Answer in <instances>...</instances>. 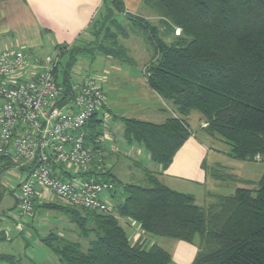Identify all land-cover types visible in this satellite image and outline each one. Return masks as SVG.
Returning <instances> with one entry per match:
<instances>
[{"label": "trees", "instance_id": "1", "mask_svg": "<svg viewBox=\"0 0 264 264\" xmlns=\"http://www.w3.org/2000/svg\"><path fill=\"white\" fill-rule=\"evenodd\" d=\"M105 1L103 22L108 19L118 32L106 26L111 41L99 39L100 51L124 59L118 37H127L128 28L143 32L153 50L146 84L178 115L162 124L123 119L127 141L141 144L151 161L166 169L190 137L186 118L195 111L206 122V133L224 140L237 159L253 161L259 155L264 161V0H144L161 17L162 31L137 16H124L122 0ZM175 28L181 35L167 43L161 32L168 38ZM62 84L70 95L66 81ZM97 117L98 112L84 127L94 151L99 149ZM144 175V185H122L106 170L95 173V179L113 184L112 196L119 190L112 213L46 205L67 212L78 235L74 241L50 233L42 241L59 264H173L162 248L132 243L119 218L135 222L147 235L188 244L197 237L191 264H264V176L255 190L238 188L200 206L191 194L166 187L146 170Z\"/></svg>", "mask_w": 264, "mask_h": 264}, {"label": "crops", "instance_id": "2", "mask_svg": "<svg viewBox=\"0 0 264 264\" xmlns=\"http://www.w3.org/2000/svg\"><path fill=\"white\" fill-rule=\"evenodd\" d=\"M122 1L125 14L137 16L152 26L160 28L161 17L147 8L144 5V0ZM106 6L107 2L105 0H0V51L17 49L29 58H41L57 53L59 65L57 77L61 81H66L70 91H72L75 84L95 72L91 71V69L93 70L91 64H98L99 67L97 66L96 69L107 74L109 73L108 70L119 72L120 63L134 62V56L135 58L136 56L140 57L142 64L148 65L153 58V50L146 43L143 32L136 28H128L127 37H118L117 39L118 45L123 49L124 59L105 55L100 51L97 43L92 38L91 31L94 29L96 22H102L104 19ZM131 54H133L132 58ZM147 65L144 66L143 70ZM143 80L145 85L143 83L139 85L141 91L142 89L146 91L145 96H139L141 103L137 106L140 107H136L137 111L134 115H128L127 117L123 114L114 115L113 120L114 122L118 121V126L115 125L117 127L114 129H107L108 134L102 139L105 142L101 144L103 119L105 118L100 117L98 114L97 118L101 121V125L98 127V130H100L99 138L95 142H99V149L94 151L92 145L94 139L86 138V145L89 148L99 154L105 162L107 159L110 160L106 171L109 172L111 178L122 185L134 184L121 182L116 177L115 168L112 164L117 159L116 150L125 154L129 153L126 151L127 149H132L130 151L132 155H142V152H140L142 148L146 154H143L144 165L137 162L140 173L144 175L146 170L154 174L157 180L166 187L177 192L191 194L196 204L200 206L210 205L217 197L232 195L238 188L249 190L257 188L258 183L264 176V161L237 159L232 154L231 147L224 140L206 133L207 124L195 111L191 112L186 118L191 135L176 152L171 164L166 169H162L161 166L152 162L148 152L141 144L135 141H127L124 135L123 119L162 124L168 118L178 116L172 103L163 100L149 88L146 80ZM146 99L156 100L157 104L148 105ZM1 105L2 100L0 99V107ZM109 106L110 104L106 102L104 111L102 110V116L105 115L104 112L110 113ZM202 124L206 125L203 126ZM129 158L132 160L131 157ZM135 163L136 161H134ZM30 165L29 160L14 162L8 158H0V209L2 214L10 207H3L6 200L5 194L8 192L13 197V208L17 207L19 184L29 170ZM54 171L63 179L70 177L67 170L61 166L55 167ZM95 173V170H93L85 178H95ZM141 181L144 182V176ZM118 191L113 196L109 193L110 197L117 199L116 204L120 199ZM46 198L48 199V196L45 195L37 197L35 205L43 209L60 211L56 207L48 208L46 205H50V203V206H60V204L49 202ZM2 208L6 209L3 210ZM12 222L19 231L23 229L18 227L19 221L17 218ZM23 222L26 225L30 223L26 220ZM128 223L125 222L126 225L130 226ZM130 227L136 228L134 225ZM50 233L53 232L50 231L48 235ZM58 236L74 241L78 239L76 228L72 226L66 233ZM1 237L7 240L10 238L8 232H4ZM140 238H132L130 241L135 243ZM4 257L13 258L16 261L12 255L3 254H0V261L8 262ZM191 258L190 256V262L192 263L193 258L192 261Z\"/></svg>", "mask_w": 264, "mask_h": 264}, {"label": "built area", "instance_id": "3", "mask_svg": "<svg viewBox=\"0 0 264 264\" xmlns=\"http://www.w3.org/2000/svg\"><path fill=\"white\" fill-rule=\"evenodd\" d=\"M174 30L180 35L179 28ZM58 66L57 53L29 58L17 49L0 51V158L31 162L18 188L20 229L22 220L34 217L36 198L48 193L70 207L98 213L113 209L103 197L113 184L85 178L106 170L100 155L86 145L84 131L92 115L105 108L106 93L89 75L65 94ZM143 75L146 80L145 69ZM57 166L70 174L67 181L55 173Z\"/></svg>", "mask_w": 264, "mask_h": 264}, {"label": "rangeland", "instance_id": "4", "mask_svg": "<svg viewBox=\"0 0 264 264\" xmlns=\"http://www.w3.org/2000/svg\"><path fill=\"white\" fill-rule=\"evenodd\" d=\"M103 21L104 19L102 20V22L97 23L94 26V29H92L91 31V34L93 36L92 38L94 39L95 43L98 42L99 39L102 40L104 38H107L109 39V41H111V38L107 36L110 33L107 32L108 29H106V26H108L107 28H109L110 31L118 32L115 26L112 27L108 19L106 20V22ZM159 27L161 29L160 25ZM162 30L163 29H161V31ZM174 31L175 30H173V33L168 36V38L163 36L162 34L163 39L167 43L171 42L174 38L181 35V32L180 35H175ZM146 43L151 46L147 40ZM150 48H152V46ZM132 57L133 54H131V58ZM140 59V57L138 58V56H136L135 58L134 56V62L128 64L120 63L119 72L108 70V74L104 71L101 72V70H97L96 67L98 66V64H91L93 68V70L91 69V71H95L91 75H93L98 80V82L102 84L103 90L106 93V102L111 106H109L110 113L104 112V116H102L103 109L98 111L99 116L105 118L103 119L104 124L101 140L104 139L103 137L105 135L107 136V129H114L118 126V121L114 122L113 120L114 115L123 114L126 117L128 115L132 116L137 111L136 107H140L137 106V104L141 103L139 96H145L146 92L144 89H142L141 91L140 85L142 83L143 85H145L143 80V68L145 65H147L142 64L143 62H141ZM146 102H148V105L157 104L156 100L146 99ZM102 142H105V140H102L101 144ZM131 150L132 149H127L126 151H128L129 153L125 154L122 151L118 152L116 150L115 154L117 155V159L112 164L115 168L116 177L123 183L144 185L145 182H142L141 178H143L144 176L145 179V175L140 173V169L138 168L139 164L137 162L143 164L145 162L143 160V154L146 153L141 148L140 152H142V155H132L130 153ZM129 157H131L132 160H130ZM103 161L106 167H108L110 160L107 159L106 162L105 160ZM134 161H136L135 164ZM67 180L68 178H66V181ZM48 194L49 196L47 200L49 202L63 205L59 199L55 198L50 193ZM103 197L111 207H114L116 205V198L114 199L113 197H110L109 194H105ZM5 198L6 200L5 203H3V207H10L7 211L5 210L4 214L1 213L0 209V254L12 255L16 259V261H18V264H59L57 256L51 251V249H49L48 246H46L42 242V239L45 238L50 231L56 233L57 235H63L68 231L69 228H71V226L75 227V225L72 224L69 220V214L64 211L61 212L53 209H43L35 205L36 211L34 218H32V220L30 219L31 221L26 220L30 222L29 225L24 224V220H22L21 223L23 229L19 231L16 228L15 224L12 222L15 218H17V207L13 208L14 201L12 194L9 192L6 193ZM6 208L2 209L4 210ZM118 221L119 224L125 229L129 239L132 240V238L136 239L137 237H141L139 241H141L143 244H147L148 246L156 245L162 248L171 255L173 264H191L190 256L194 259V255H196L197 253V237H195L192 244H188L165 237H157L144 234L135 222L126 220L125 218H119ZM125 222H129L128 224H130V226L134 225L136 226V228H131L130 226L126 225ZM4 232L9 233V240L1 237ZM0 264L9 263L6 261H0Z\"/></svg>", "mask_w": 264, "mask_h": 264}]
</instances>
